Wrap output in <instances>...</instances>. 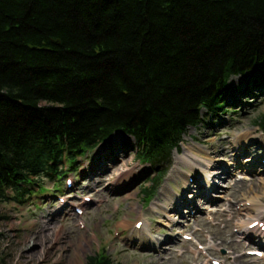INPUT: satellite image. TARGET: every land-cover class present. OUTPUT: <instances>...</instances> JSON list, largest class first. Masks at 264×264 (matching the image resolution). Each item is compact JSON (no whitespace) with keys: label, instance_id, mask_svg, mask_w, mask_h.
I'll return each instance as SVG.
<instances>
[{"label":"trees","instance_id":"16d2710c","mask_svg":"<svg viewBox=\"0 0 264 264\" xmlns=\"http://www.w3.org/2000/svg\"><path fill=\"white\" fill-rule=\"evenodd\" d=\"M258 69L264 89V0H0V208L117 133L155 173L150 201L189 129Z\"/></svg>","mask_w":264,"mask_h":264},{"label":"rangeland","instance_id":"374dc122","mask_svg":"<svg viewBox=\"0 0 264 264\" xmlns=\"http://www.w3.org/2000/svg\"><path fill=\"white\" fill-rule=\"evenodd\" d=\"M259 73L260 69L231 79L227 111L209 119L208 125L189 129L182 150L174 154L168 175L150 201L142 190L152 185L155 173L137 159L135 141L117 133L102 149L80 159L78 170L67 172L66 178L43 179L40 184L45 190L37 188L26 203H4L0 264H86L88 256L103 250L115 264H212L214 260L264 264V257L249 254L264 251L254 232L247 238L237 228L259 211L251 207L240 212L250 207L247 201L257 199L264 206V132L259 126L264 89L255 82ZM246 134L244 148H236L237 139ZM184 143L199 158L211 153L215 165H221L216 170L226 166L231 178L216 176L210 195L204 193L202 177L186 165L179 166L183 176L172 178L175 158L186 149ZM223 149L229 157L218 154ZM190 173L191 186L185 189L181 177ZM69 179L71 186H67ZM54 184H60L59 191ZM187 197L191 206L185 205ZM136 222L142 226L138 228ZM37 234L43 235V247L33 241Z\"/></svg>","mask_w":264,"mask_h":264},{"label":"bare ground","instance_id":"6f19581e","mask_svg":"<svg viewBox=\"0 0 264 264\" xmlns=\"http://www.w3.org/2000/svg\"><path fill=\"white\" fill-rule=\"evenodd\" d=\"M249 139V134H246L244 135L243 137H241L240 139L238 138L237 141L235 142V145H236V148H239L240 150H242V148H244L245 144L247 143ZM104 146L103 145H100L98 147V150L102 149ZM184 146L186 147V143H184ZM229 152L227 150H220L218 151V154H223L224 156H228L229 157ZM205 156H207L205 159H202V158H199V156H197L193 150L189 149L186 147L185 151H183L182 153H180L176 158H175V165L174 167L172 168L171 170V177L174 178L175 176H183L184 172H182L180 170V163L183 164V165H186L189 167L190 170H192L194 172V174L199 177L201 176L202 180H201V184L203 185V190H204V193L206 195H210V192L212 190V188L214 189V185H213V182L216 178V176H219L220 178H225L227 177L226 175L229 176V178H231V170L229 168H227L226 166H223L222 169L220 170H216V169H219L221 168V165H215L217 164V162H214V160L212 159V155L211 153L209 152H206L205 153ZM216 174V175H214ZM189 175H192L191 173L184 176V177H181V179L184 180V188L185 189H189L190 186H191V183L189 182ZM261 181H262V185L264 186V176L261 177ZM101 182V181H100ZM233 188V187H231ZM165 189H163L164 191ZM167 193H169L168 191H166ZM164 194V193H163ZM174 195V193H173ZM173 195H169L167 197V200L170 201V198L173 197ZM177 195L178 194H175V199L178 201L177 199ZM212 196H215V195H212ZM180 198V197H179ZM174 200V201H176ZM173 201V202H174ZM250 203V207H247V206H244V208L240 209V212L242 211H250L251 207L253 208H259V211L256 215L254 216H251L248 218V222L246 221H240L238 224H237V228L240 229L244 234L247 236V238L250 236L251 237V232L249 230V226L250 224L258 221L260 218L263 217V213H264V206L260 205L259 201L257 199H251L249 200ZM209 202L212 203L213 202V199L209 198ZM178 203V202H177ZM185 205H192V203H190V199L187 197L186 198V201H185ZM156 208H163L162 206H159V207H156ZM165 210V209H164ZM198 210V209H197ZM200 212V211H198ZM191 216V214H190ZM187 218V217H185ZM249 219H252V220H249ZM196 221L198 222V219H196ZM137 223V222H136ZM136 225V224H135ZM147 230V228L145 229ZM246 230V231H244ZM254 232H256V230H254ZM34 242L35 243H41L42 244V247H43V235L42 234H37L34 238H33ZM156 242V240H155ZM158 242V241H157ZM211 247H213V245L211 244Z\"/></svg>","mask_w":264,"mask_h":264}]
</instances>
